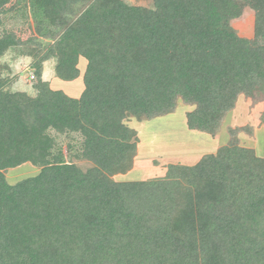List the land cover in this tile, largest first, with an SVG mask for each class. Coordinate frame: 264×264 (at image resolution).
I'll return each mask as SVG.
<instances>
[{"label":"trees","instance_id":"1","mask_svg":"<svg viewBox=\"0 0 264 264\" xmlns=\"http://www.w3.org/2000/svg\"><path fill=\"white\" fill-rule=\"evenodd\" d=\"M247 11L251 38L233 26ZM8 54L31 61L35 96L14 90ZM52 59L64 81L87 61L79 98L43 80ZM241 96L264 98V0H0V264H264L254 149L231 140L165 177L114 179L137 155L127 116L182 100L188 127L216 135ZM26 164L38 174L10 184Z\"/></svg>","mask_w":264,"mask_h":264},{"label":"rangeland","instance_id":"2","mask_svg":"<svg viewBox=\"0 0 264 264\" xmlns=\"http://www.w3.org/2000/svg\"><path fill=\"white\" fill-rule=\"evenodd\" d=\"M126 2L135 6L151 7L154 0H126ZM242 19L234 21L233 26L241 37L251 38L254 34L252 12L247 11ZM27 27L25 25L20 27L26 30V32L21 33L20 38L23 41H27L32 36L38 38L34 28L28 29ZM15 57L14 54H8L3 59L4 62L11 64L12 74L18 76L21 72L23 73L21 75L23 81L18 85L16 84L15 89L22 90L19 88L20 85H27L26 89H29L30 81H32L30 78L31 61L20 60ZM86 64L87 61L81 59L79 63L80 77L74 81H64L55 75V60H49L45 65L44 79L50 82L54 90H61L72 98H79L84 91L83 75ZM29 91L35 95L33 87ZM240 98V104L225 116L216 135L191 130L188 127L187 114L190 107L193 109L195 106L186 104L182 100H178L177 108L173 113L161 116V118L138 120L130 115L127 116L126 125L134 129V140L137 141V146H140V152H137L135 157L138 158V164L135 172L118 175L114 179L119 182H127L162 177L165 175L169 164L194 165L203 156L216 153L217 148L227 145L231 140L238 142L240 146L254 149L258 157L264 158V125L261 122V115L264 112V98L251 99L245 96ZM232 130H235V133ZM77 162H79L77 165L84 171L92 167L89 162ZM38 172L37 167L26 164L7 171L6 177L10 184H17L24 179L36 176Z\"/></svg>","mask_w":264,"mask_h":264},{"label":"crops","instance_id":"3","mask_svg":"<svg viewBox=\"0 0 264 264\" xmlns=\"http://www.w3.org/2000/svg\"><path fill=\"white\" fill-rule=\"evenodd\" d=\"M18 59H23V60H29V59H27V58H22V57H18ZM13 62V61H12ZM47 63V62H46ZM46 63L44 64V72H43V80L45 81V65H46ZM21 81H23L22 80V76H20L19 77V79H18V81H17V85L21 82ZM50 83V82H49ZM16 84H15V86H14V90L15 91H22V92H26V93H28L29 95H31V96H35V95H32V93L29 91L30 90V88H32V86L31 85H29V89H26L27 88V85H23V86H21L20 85V89H22V90H16L15 89V87H16ZM51 85V84H50ZM34 90V89H33ZM240 102H241V98H239V101H238V104H237V106L240 104ZM192 107H190V111H189V113L190 112H192V111H194V109L196 108V107H194L193 109H191ZM264 111V110H263ZM262 111V112H263ZM159 118H161V117H159ZM126 120H127V117H126V119H125V121H124V123L126 124ZM127 126V125H126ZM129 128H131V127H129ZM131 129H133V128H131ZM134 130V129H133ZM140 144V143H139ZM140 146L138 145L137 146V152H140ZM217 151H218V148H217ZM217 151H216V153H217ZM216 153H213V154H216ZM139 156H140V153H139ZM136 159V158H135ZM85 162H87V161H85ZM138 162V158L135 160V162H134V168H133V170H131V171H129L128 173H130V172H135V170H136V165L138 164L137 163ZM76 163H78L79 164V162H77L76 161ZM183 164V163H182ZM197 164V163H196ZM170 165V164H169ZM183 165H187L188 166V164H183ZM195 165V164H194ZM191 166H193V165H191ZM80 167V166H79ZM81 168V167H80ZM90 168V167H89ZM82 169V168H81ZM166 174H167V168H166V173H165V175L164 176H162V177H165L166 176ZM120 175H123V174H120ZM118 176V175H117ZM117 176H115V177H117ZM162 177H157V178H162ZM153 179H155V178H153ZM142 181H145V180H142ZM119 182V181H118ZM128 182V181H127ZM130 182H132V181H130Z\"/></svg>","mask_w":264,"mask_h":264}]
</instances>
